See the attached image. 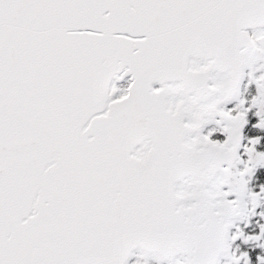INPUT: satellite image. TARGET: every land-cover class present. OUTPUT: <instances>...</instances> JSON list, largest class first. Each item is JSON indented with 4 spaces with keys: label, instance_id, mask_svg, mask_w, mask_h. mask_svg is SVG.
<instances>
[{
    "label": "snow or ice",
    "instance_id": "obj_1",
    "mask_svg": "<svg viewBox=\"0 0 264 264\" xmlns=\"http://www.w3.org/2000/svg\"><path fill=\"white\" fill-rule=\"evenodd\" d=\"M0 264H264V0H0Z\"/></svg>",
    "mask_w": 264,
    "mask_h": 264
}]
</instances>
